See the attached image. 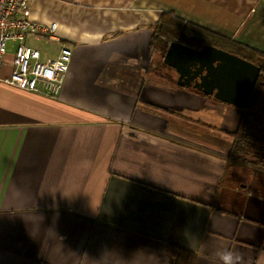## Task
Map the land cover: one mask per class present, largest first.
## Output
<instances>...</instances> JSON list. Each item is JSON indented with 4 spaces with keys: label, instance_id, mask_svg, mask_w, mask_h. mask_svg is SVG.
I'll return each mask as SVG.
<instances>
[{
    "label": "crops",
    "instance_id": "obj_1",
    "mask_svg": "<svg viewBox=\"0 0 264 264\" xmlns=\"http://www.w3.org/2000/svg\"><path fill=\"white\" fill-rule=\"evenodd\" d=\"M72 48L57 95L0 81V264H264V161L230 160L243 108L156 73L172 12L264 52V0H32ZM60 44L42 45L41 58Z\"/></svg>",
    "mask_w": 264,
    "mask_h": 264
},
{
    "label": "built area",
    "instance_id": "obj_2",
    "mask_svg": "<svg viewBox=\"0 0 264 264\" xmlns=\"http://www.w3.org/2000/svg\"><path fill=\"white\" fill-rule=\"evenodd\" d=\"M32 0H0V81L23 90L57 95L72 48L56 35L57 22L31 18ZM57 41L55 57L41 58V46Z\"/></svg>",
    "mask_w": 264,
    "mask_h": 264
},
{
    "label": "trees",
    "instance_id": "obj_3",
    "mask_svg": "<svg viewBox=\"0 0 264 264\" xmlns=\"http://www.w3.org/2000/svg\"><path fill=\"white\" fill-rule=\"evenodd\" d=\"M171 41H178L189 46L200 48L211 44L223 50L239 55L260 67V73L249 98L243 108L237 128L233 132L229 158L255 166L264 161V117L258 112V97L264 85V52L254 49L239 41L216 33L190 21L183 20L172 12H162L155 25L150 49L156 54V73L175 82V77L163 56ZM175 264H193V253L172 246Z\"/></svg>",
    "mask_w": 264,
    "mask_h": 264
},
{
    "label": "water",
    "instance_id": "obj_4",
    "mask_svg": "<svg viewBox=\"0 0 264 264\" xmlns=\"http://www.w3.org/2000/svg\"><path fill=\"white\" fill-rule=\"evenodd\" d=\"M163 62L176 72L177 84L193 86L242 108L247 106L260 73L258 65L207 43L196 48L171 41Z\"/></svg>",
    "mask_w": 264,
    "mask_h": 264
},
{
    "label": "clouds",
    "instance_id": "obj_5",
    "mask_svg": "<svg viewBox=\"0 0 264 264\" xmlns=\"http://www.w3.org/2000/svg\"><path fill=\"white\" fill-rule=\"evenodd\" d=\"M224 264H238L239 256L232 252H224L221 254Z\"/></svg>",
    "mask_w": 264,
    "mask_h": 264
},
{
    "label": "rangeland",
    "instance_id": "obj_6",
    "mask_svg": "<svg viewBox=\"0 0 264 264\" xmlns=\"http://www.w3.org/2000/svg\"><path fill=\"white\" fill-rule=\"evenodd\" d=\"M258 112L264 117V85L261 86V92L258 97Z\"/></svg>",
    "mask_w": 264,
    "mask_h": 264
}]
</instances>
